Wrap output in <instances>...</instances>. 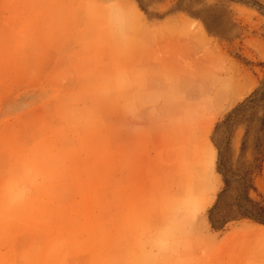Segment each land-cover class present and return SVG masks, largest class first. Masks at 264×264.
<instances>
[{
  "label": "rangeland",
  "instance_id": "1",
  "mask_svg": "<svg viewBox=\"0 0 264 264\" xmlns=\"http://www.w3.org/2000/svg\"><path fill=\"white\" fill-rule=\"evenodd\" d=\"M60 104L89 116L95 183L122 165L128 211L156 227L198 197L190 264H264L239 208L264 206V0H0V136Z\"/></svg>",
  "mask_w": 264,
  "mask_h": 264
},
{
  "label": "bare ground",
  "instance_id": "2",
  "mask_svg": "<svg viewBox=\"0 0 264 264\" xmlns=\"http://www.w3.org/2000/svg\"><path fill=\"white\" fill-rule=\"evenodd\" d=\"M52 116L0 136V264H132L134 253L135 264H190L189 239L182 233L190 231L198 197L188 194L177 220L153 227L142 210L128 211L121 164L100 158L104 171L95 183L92 160L88 165L80 158L82 150L90 151L76 127L82 124L90 137L85 108L60 104ZM7 221L25 222L30 231L9 232Z\"/></svg>",
  "mask_w": 264,
  "mask_h": 264
},
{
  "label": "trees",
  "instance_id": "3",
  "mask_svg": "<svg viewBox=\"0 0 264 264\" xmlns=\"http://www.w3.org/2000/svg\"><path fill=\"white\" fill-rule=\"evenodd\" d=\"M242 202L246 203L241 204ZM239 208L243 214L264 223V206H260L258 203L253 202L248 197H244L239 199Z\"/></svg>",
  "mask_w": 264,
  "mask_h": 264
},
{
  "label": "snow or ice",
  "instance_id": "4",
  "mask_svg": "<svg viewBox=\"0 0 264 264\" xmlns=\"http://www.w3.org/2000/svg\"><path fill=\"white\" fill-rule=\"evenodd\" d=\"M262 127H264V121H262Z\"/></svg>",
  "mask_w": 264,
  "mask_h": 264
}]
</instances>
